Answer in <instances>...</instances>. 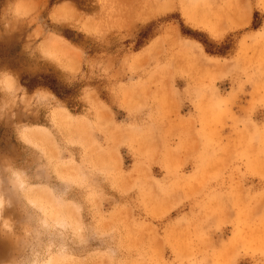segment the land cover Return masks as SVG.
<instances>
[{
  "label": "rangeland",
  "instance_id": "374dc122",
  "mask_svg": "<svg viewBox=\"0 0 264 264\" xmlns=\"http://www.w3.org/2000/svg\"><path fill=\"white\" fill-rule=\"evenodd\" d=\"M0 264H264V0H0Z\"/></svg>",
  "mask_w": 264,
  "mask_h": 264
}]
</instances>
